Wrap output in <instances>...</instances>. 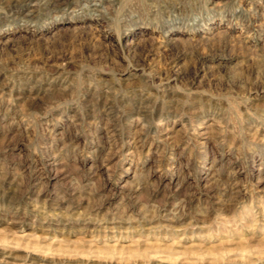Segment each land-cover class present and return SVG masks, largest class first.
<instances>
[{"label":"rangeland","instance_id":"obj_1","mask_svg":"<svg viewBox=\"0 0 264 264\" xmlns=\"http://www.w3.org/2000/svg\"><path fill=\"white\" fill-rule=\"evenodd\" d=\"M0 251L264 264V0H0Z\"/></svg>","mask_w":264,"mask_h":264},{"label":"bare ground","instance_id":"obj_2","mask_svg":"<svg viewBox=\"0 0 264 264\" xmlns=\"http://www.w3.org/2000/svg\"><path fill=\"white\" fill-rule=\"evenodd\" d=\"M10 253V252H9ZM0 256H2L3 258H8L10 257V255H7V252L6 251H0ZM1 257V258H2Z\"/></svg>","mask_w":264,"mask_h":264}]
</instances>
